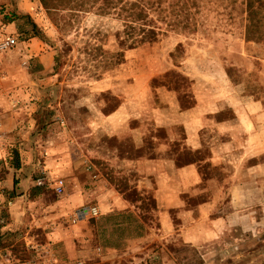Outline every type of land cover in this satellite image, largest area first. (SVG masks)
I'll return each instance as SVG.
<instances>
[{
	"label": "rangeland",
	"instance_id": "1",
	"mask_svg": "<svg viewBox=\"0 0 264 264\" xmlns=\"http://www.w3.org/2000/svg\"><path fill=\"white\" fill-rule=\"evenodd\" d=\"M243 7V0H199L193 28L129 48L97 76L82 47L91 30L106 32L114 21L90 11L63 35L39 0H0V40L15 39L0 50L2 80L22 70L18 97L26 100L30 89L31 119L61 131L87 157L74 172L89 200L62 220L85 219L89 253L71 264H264V40L245 38ZM8 23L12 30L2 28ZM65 42L72 48L54 71ZM106 44L113 48L111 37ZM9 137L0 181L18 182L14 167L33 136ZM100 174L113 187L105 201L126 207L99 210L87 188ZM46 185L38 186L49 199L78 193L74 180L62 194ZM7 216L1 207V224ZM17 234L3 242L12 243L0 253L4 262L35 259L31 245L46 244L36 228Z\"/></svg>",
	"mask_w": 264,
	"mask_h": 264
},
{
	"label": "crops",
	"instance_id": "2",
	"mask_svg": "<svg viewBox=\"0 0 264 264\" xmlns=\"http://www.w3.org/2000/svg\"><path fill=\"white\" fill-rule=\"evenodd\" d=\"M12 25V23H8L2 25V28L12 30ZM23 76L22 70L10 72L8 80H2L0 75V160L7 153L9 136H33L31 141L34 143L24 144L21 149L22 152L19 154L20 165L14 167V177L19 181H0V187L4 188L5 197L9 198L7 204L3 202L5 197L0 201V208L6 207L8 210V216L4 219L5 222L0 223V253L2 251L9 252V248L12 247V243L3 244L6 237L14 236L15 239H18V231L23 234V232L36 228L44 234L43 243L53 249L57 263L71 264L73 261L88 257L89 253L86 245L83 244L90 238V230L86 226L85 219L74 225H66L62 220L63 217L70 215L73 210L83 212L82 209L85 208L77 209V207L89 200V198L83 197L80 191L86 181L77 182L74 172L75 167L85 165L87 157L84 150L70 143L63 137L64 134L61 131L48 130L42 123L44 121L31 119L37 105L33 101V97L27 100L30 89H24L26 100L18 97V94L23 90ZM6 77L4 75L3 78ZM39 168L45 172L47 180L51 183L46 185L47 188L51 189L53 181L63 178L67 186L69 182L74 180L75 189L78 188V193L76 191V193L58 197L56 200L49 199L44 195L45 192L42 187L33 180L35 172L40 171ZM195 169L194 166V174L196 173ZM84 173L82 170V174ZM79 174L82 176L80 172ZM100 177H102L101 174L97 175V181H91L87 188L99 199L96 203L99 210L102 212L108 207H116V209L126 207L127 204H121L118 200L116 203L111 200L105 201L107 199L105 189L112 186L109 185L105 177ZM195 184L196 178L194 177ZM11 195L13 197H9ZM37 204H41L43 210L39 214H33L31 209H34ZM31 215L33 216L32 219ZM29 239L32 241L33 237ZM76 241H80L81 244L76 246ZM0 264L22 263L4 262L0 259Z\"/></svg>",
	"mask_w": 264,
	"mask_h": 264
},
{
	"label": "trees",
	"instance_id": "3",
	"mask_svg": "<svg viewBox=\"0 0 264 264\" xmlns=\"http://www.w3.org/2000/svg\"><path fill=\"white\" fill-rule=\"evenodd\" d=\"M199 0H39L58 31L66 32L78 26L81 17L95 15L112 20L110 30L96 28L92 37L84 41L82 51L87 61L99 69L100 76L120 65L124 52L141 44H154L167 30H185L194 27V4ZM244 36L264 40V0H243ZM192 27V28H193ZM92 37V38H91ZM111 37L113 48L106 47ZM93 40V41H92ZM72 45L65 42L53 56V70H60Z\"/></svg>",
	"mask_w": 264,
	"mask_h": 264
},
{
	"label": "built area",
	"instance_id": "4",
	"mask_svg": "<svg viewBox=\"0 0 264 264\" xmlns=\"http://www.w3.org/2000/svg\"><path fill=\"white\" fill-rule=\"evenodd\" d=\"M14 38L8 37L3 40H0V50H5L11 47L14 44ZM1 125V123H0ZM37 185H46L51 184L46 178V174L42 171V175L36 179ZM52 188L55 193L62 194L65 191V181L63 178H58L52 182ZM3 189L0 188V201L3 198ZM98 212L96 207H91L88 209L87 213L96 215ZM31 248L36 252L37 257L34 259L27 260L23 264H58L55 253L53 249L48 245H31Z\"/></svg>",
	"mask_w": 264,
	"mask_h": 264
}]
</instances>
